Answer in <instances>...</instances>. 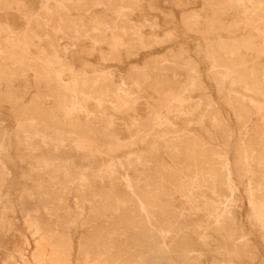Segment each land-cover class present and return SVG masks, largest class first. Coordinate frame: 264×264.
Returning a JSON list of instances; mask_svg holds the SVG:
<instances>
[{"label":"rangeland","instance_id":"1","mask_svg":"<svg viewBox=\"0 0 264 264\" xmlns=\"http://www.w3.org/2000/svg\"><path fill=\"white\" fill-rule=\"evenodd\" d=\"M0 55V264H264V0H0Z\"/></svg>","mask_w":264,"mask_h":264},{"label":"bare ground","instance_id":"2","mask_svg":"<svg viewBox=\"0 0 264 264\" xmlns=\"http://www.w3.org/2000/svg\"><path fill=\"white\" fill-rule=\"evenodd\" d=\"M44 14H45V13H44ZM48 14H49V13H48ZM45 15H46V14H45ZM75 17H76V16H75ZM42 20H43V19H42ZM111 30H112V29H111ZM85 33H86V32H85ZM85 33H84V34H85ZM109 33H110V32H109ZM96 37H97V36H96ZM92 39H93V38H92ZM104 40H105V39H104ZM93 41H94V39H93ZM26 43H27V42H26ZM52 45H53V44H52ZM4 53H5V52H4ZM0 56H1V55H0ZM47 56H48V55H47ZM39 66H40V65H39ZM40 67H41V66H40ZM42 68H43V67H42ZM45 68H46V67H45ZM44 73H45V71H44ZM55 77H56V76H55ZM104 79H105V78H104ZM135 80H136V79H135ZM74 82H75V81H74ZM85 83H86V82H85ZM68 84H69V83H68ZM88 84H89V83H88ZM123 90H124V89H123ZM79 94H80V93H79ZM104 94H105V93H104ZM101 95H102V94H101ZM77 98H78V97H77ZM78 99H79V98H78ZM76 100H77V99H76ZM102 100H103V99H102ZM139 100H140V99H139ZM92 101H93V100H92ZM79 102H80V101H79ZM93 102H94V101H93ZM77 103H78V102H77ZM94 103H95V102H94ZM102 103H103V102H102ZM96 104H97V103H96ZM136 104H137V103H136ZM79 105H80V104H79ZM134 105H135V104H134ZM146 105H147V104H146ZM71 107H72V106H71ZM76 107H77V106H76ZM73 108H75V107H73ZM73 108H72V109H73ZM79 109H80V108H79ZM130 110H131V109H130ZM69 111L71 112L70 109H69ZM75 111H76V109H75ZM233 111H234V110H233ZM79 112H80V111H79ZM149 113H150V112H148V114H149ZM72 114H73V113H72ZM95 115H96V114H95ZM144 118H145V117H144ZM142 119H143V118H142ZM88 120H89V119H88ZM115 120H116V119H115ZM255 120H256V119H255ZM89 121H90V120H89ZM89 121H88V122H89ZM103 121H104V120H103ZM123 122H124V121H123ZM98 123H99V122H98ZM241 123H242V122H241ZM89 124H91V123L89 122ZM107 124H108V123H107ZM107 124H105V125H107ZM243 124H244V123H243ZM102 125H103V124H102ZM105 125H104V126H105ZM134 127H135V126H134ZM242 127H243V126H242ZM106 128H107V127H106ZM110 128H111V127H110ZM115 128H116V127H115ZM115 128L113 127V129H115ZM136 128H138V127H136ZM116 129L119 130L118 128H116ZM138 129H139V128H138ZM108 130H109V129H108ZM120 130H123V131H124L125 129H120ZM120 130H119V131H120ZM247 130H248V129H247ZM123 131H122V132H123ZM136 132H137V131H136ZM120 133H121V132H120ZM124 133H125V132H124ZM124 133H123V134H124ZM125 135H127V134L125 133ZM125 137L127 138L128 136H125ZM122 140H125V139H122ZM185 141L187 142V140L185 139L183 144L186 143ZM188 142H190V140H189ZM175 143H177V142L175 141ZM190 143H192V142H190ZM197 143H199V142L196 141V144H197ZM178 144H179V143H178ZM178 144H177V145H178ZM188 144H189V143H188ZM196 144H194V145H196ZM174 145L177 146L176 144H174ZM174 145H173V147H174ZM189 145H190V144H189ZM189 145H186V146H185V147H186V148H185L186 151H185V149H184V147H183L184 145L181 146V147L183 148V151L187 152V150H188V149H187V146H189ZM192 145H193V144H192ZM178 146H179V145H178ZM178 146H177V147H178ZM170 147H171V146H170ZM179 147H180V146H179ZM179 147H178V149H179ZM190 147H191V146H190ZM194 147H195V146H194ZM199 147H200V146H199ZM174 148H175V147H174ZM182 148H181V149H182ZM192 148H193V146H192ZM192 148H191V149H192ZM169 149H170V148H168V150H169ZM175 149H176V148H175ZM202 149L204 150L203 147H202ZM195 150H196V148H195ZM198 150H200V149H198ZM177 151H178V150H177ZM180 151H181V150H180ZM180 151H178V153H179ZM200 151H201V150H200ZM200 151H199V152H200ZM169 152H171V155H172V153H174V152H172L171 150H170ZM188 152H189V151H188ZM190 152H192V150H191ZM202 152H203V151H202ZM205 152H208V151H205ZM205 152H203V153L205 154ZM209 152H210V150H209ZM178 153L175 152V154H178ZM193 153H195V152L193 151ZM200 153H201V152H200ZM187 154H188V153H187ZM195 154H197V153H195ZM209 154H210V153H209ZM173 155H174V154H173ZM192 155H193V154H192ZM111 156H112V155H111ZM184 156H185V155H184ZM194 156H195V155H194ZM194 156H193V157H194ZM204 156L206 157V155H204ZM212 156H213V155H212ZM195 157H198V156H195ZM111 158H112V157H111ZM99 159H100V158H99ZM190 159H191V158H190ZM192 159H193V158H192ZM198 159H199V157H198ZM196 160H197V159H196ZM200 160H201V159H200ZM204 160H208V159L205 158V159H203V161H204ZM183 161H184V160H183ZM186 161H187V163H186L187 165H190V164H191V163L188 164V162H189L188 160H186ZM186 161H185V162H186ZM194 161H195V160H194ZM196 162H197V161H196ZM209 162H210V161H209ZM198 163H199V162H198ZM203 163H204V162H203ZM210 163H211V162H210ZM207 164H208V163H207ZM211 164H212V163H211ZM217 168H218V167H217ZM213 169H214V168H213ZM192 174H193V173H192ZM190 176H192V175H190ZM192 177H193V176H192ZM194 178H195V177H194ZM125 181H126V180H125ZM128 182H129V181H128ZM210 182H211V181H210ZM129 184H130V182H129ZM172 184H173V183H172ZM127 185H128V184H127ZM128 186H129V185H128ZM153 186H154V184H153ZM130 187H131V186H130ZM155 187H156V186H155ZM155 187H154V188H155ZM154 188H153V189H154ZM130 189H131V188H130ZM155 189H156V188H155ZM167 190H168V189H167ZM132 191H133V190H132ZM130 192H131V190H130ZM154 193H155V192H154ZM132 194H133V193H132ZM151 194H152V193H151ZM134 195H135V194H134ZM152 195H153V194H152ZM157 195H159V194H157ZM159 196H160V195H159ZM147 197H148V194H147ZM148 198H149V197H148ZM128 199H129V198H128ZM135 199H136V198H135ZM137 200H138V198H137ZM160 200H161V199H160ZM127 201H128V200H127ZM129 201H131V200L129 199ZM132 201H133V200H132ZM132 201H131V202H132ZM161 201H162V200H161ZM135 202H137V201H135ZM162 202H163V201H162ZM133 203H134V201H133ZM138 203H139V205H140L141 210L146 214V209H145V205H144V203H142L141 200H138ZM154 203H155V201H154ZM163 203H164V202H163ZM134 204H136V203H134ZM164 204H165V203H164ZM167 204H168V203H167ZM134 207H135V206H134ZM164 207H166V206H164ZM166 208H167V207H166ZM127 209H128V208H127ZM134 209H135V208H134ZM146 219L149 221L148 216H147ZM153 219H154V218H153ZM204 226H205V225H204ZM202 228H203V227H202ZM201 230H202V229H201ZM153 233H154L153 230H152V229L149 230V227H148V229L146 230V233H145V234H141L140 236H146L147 238H152ZM139 234H140V233H139ZM138 242H139V241H138ZM83 244H84V242H83ZM83 244H82V245H83ZM59 251H60V250H59ZM62 251H63V250H62ZM64 252H65V251H64ZM59 253H60V252H59ZM66 253H67V252H66ZM60 254H61V253H60ZM62 254H63V253H62ZM56 256H57V255H56ZM64 256H65V255H64ZM67 256H68V255H67ZM59 257H60V256H59ZM86 264H87V263H86ZM94 264H129V262H128L127 260H125V259H121V260H111V261H109V262L106 261V260L103 261V262H94Z\"/></svg>","mask_w":264,"mask_h":264}]
</instances>
